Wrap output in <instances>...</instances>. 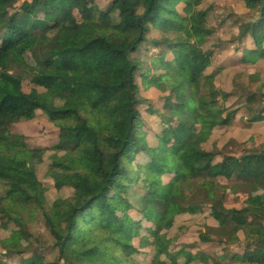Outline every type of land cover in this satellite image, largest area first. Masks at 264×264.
I'll use <instances>...</instances> for the list:
<instances>
[{
	"label": "trees",
	"instance_id": "16d2710c",
	"mask_svg": "<svg viewBox=\"0 0 264 264\" xmlns=\"http://www.w3.org/2000/svg\"><path fill=\"white\" fill-rule=\"evenodd\" d=\"M242 1V15H218L205 0H0V264H141L136 256L149 247L150 264H264V144L236 154L223 152L225 135L210 143L244 107L231 111L230 93L216 83L219 26L230 20L237 29L234 62L264 59V0ZM246 37L255 48L241 45ZM151 50L158 67L145 60ZM140 74L159 98L141 95ZM249 76L251 89L258 76ZM51 82L90 96L68 103L64 86ZM258 92L246 96L259 108L249 123L264 121V83ZM40 113L58 130L44 179L36 170L43 149L16 130ZM149 118L157 162L142 184L134 162ZM172 143L182 148L174 153ZM219 178L261 192L229 208L217 195ZM132 195L153 229L113 211L132 208ZM203 212L216 225L203 224L196 244L220 256L171 250L175 218Z\"/></svg>",
	"mask_w": 264,
	"mask_h": 264
},
{
	"label": "rangeland",
	"instance_id": "374dc122",
	"mask_svg": "<svg viewBox=\"0 0 264 264\" xmlns=\"http://www.w3.org/2000/svg\"><path fill=\"white\" fill-rule=\"evenodd\" d=\"M105 2L108 3L107 0H105ZM205 2L207 3V5L217 7L218 15L221 13L226 14L229 12H235L242 15L246 11L242 0H205ZM233 34H237V29L230 20H226L219 26L218 33L214 36V40L218 39L217 37L223 39V44L221 45V47H212L215 52L214 71H220V73H218L216 83H218V85L224 90L230 91V98L226 106L229 107L231 111L239 107V105L244 102L245 95H248L249 93L254 94L258 91H261V84L264 83V67H256L253 71L251 67L250 72H252V75L254 74L255 76H258V79H256L255 82L251 85V89L247 88L249 86V83H251L248 69L244 67V64L242 65L239 62H234V58H231L234 55V42H231L229 39ZM153 37H158V35L155 34L153 35ZM212 43L213 42L210 41L209 44L205 46V49H211ZM251 43L253 42H250L247 39H243L241 45L250 46ZM145 52L147 51H144V53ZM158 55V51L151 50L148 55H145V60L149 65L158 67L161 65L160 59H157ZM27 60L28 62L33 64L32 60H30L29 57L27 58ZM237 65H239L238 69L236 71H233L230 75H227L225 72L221 71L224 68H230ZM241 71H243V75ZM137 81L140 86V93L143 97L154 101V99L159 98L162 95L157 88H152L149 81H146L144 83L142 81L141 74L139 76L137 75ZM51 83H53L54 85L60 84L64 86V88L62 86L61 87L65 89L68 94V103L81 104L85 102L90 96V92L87 88L65 86L60 82ZM31 88L32 84H30L28 81H25L23 83V89L26 93H28ZM240 116L241 113L238 114V116H236V118L233 120L232 125L228 128L227 132H224V128L215 129L216 132L213 134L210 143H212L213 141L219 142L220 140H222V138L225 137V140L227 141L223 140V152H232L236 154L245 146L251 147L264 144V121L252 126L249 125V122H247L246 120L241 119L242 117ZM154 120L155 119L153 118L145 119L146 125L144 127V130L147 133V136L142 140L144 151H141L138 158L134 162L136 169L141 171V173L143 174V177L141 179L142 184L147 182V174L157 162L156 150L158 147V143L156 137H154L153 135L155 131L154 129L156 127V123H154ZM16 130L24 135L26 137V140L33 147L43 149V152L45 153L43 156V161L39 163L38 166H36V170L38 173V177L40 179H44L45 168L48 165L47 163L49 161L48 155L53 152L52 149L54 148V145L57 141V128L55 126H52L47 121L46 115L40 113V115H37L34 120L18 125L16 127ZM222 135L225 136L222 137ZM181 148L182 144L172 143L170 150L174 153H177ZM162 173L164 174L163 179L165 183L172 180L171 176L166 174L165 171H163ZM216 191L217 195L223 200L227 207L239 208L243 205L244 201L247 198L257 195L260 189L256 185H250L243 188H229L226 184V181L219 178ZM129 200L132 208L119 207L115 205L112 206L113 211L118 213L124 221H140L141 223L143 222V227L145 229H151L153 226L150 223L145 222V220L142 219V216L139 215L136 211L138 202L135 196H130ZM109 202L113 203L114 198L110 197ZM0 221L2 224H4L3 218L2 220L0 218ZM207 223H212L213 225V220L208 212H203L198 215H185L176 217L172 229L168 232L169 237L176 239L171 250L175 251L185 249L186 251H198L200 248L211 256H215L216 254L218 256V254H220L221 252H219V250L215 246L196 244L197 232L202 229L203 224ZM2 236H7V232H3ZM135 241L136 245H138L139 240L136 239ZM136 259H138L141 264H150L152 261L151 247L141 251V253L136 256ZM193 264L204 263L202 261H196Z\"/></svg>",
	"mask_w": 264,
	"mask_h": 264
},
{
	"label": "crops",
	"instance_id": "0c3cea01",
	"mask_svg": "<svg viewBox=\"0 0 264 264\" xmlns=\"http://www.w3.org/2000/svg\"><path fill=\"white\" fill-rule=\"evenodd\" d=\"M249 40L250 42H253L252 40H251V38L250 37H246L245 38V40ZM245 47H247L248 49H253V47H254V43H251V45L249 46V45H244ZM255 48V47H254ZM264 67V59H258L255 63H253V64H244V67L245 68H247L248 69V73H249V75H252V72H250V69H251V67H252V71L253 70H255L254 68H256V67ZM239 67V66H238ZM238 67L237 68H235L234 70H232V71H230L227 75H230L233 71H236L237 69H238ZM241 73H242V71H241ZM226 76V75H225ZM223 89V88H222ZM224 90V89H223ZM224 91H226V92H228V93H230V91H227V90H224ZM257 93H259V92H257ZM231 94V93H230ZM252 93H249L248 95H251ZM248 95H245V98H244V102L241 104V105H244V107H242L241 108V111H239L238 113H237V115L236 116H238V114H240L241 113V116L240 117H242L241 119H243V120H246V117H249L248 115H250L251 113L252 114H254V115H256V114H259V112L257 111V109H259V108H257V106L258 105H255V106H250L251 104H248V101H247V99H246V96H248ZM247 105V106H246ZM247 121V120H246ZM263 121H261V122H256V123H249V125H254V124H258V123H262ZM216 132V130H214V133ZM224 132H225V130H224ZM213 133V134H214ZM225 141H227V140H225ZM259 193H260V191H259ZM259 193H257V194H259ZM185 216V215H184ZM213 220V219H212ZM209 224V223H208ZM210 225H212V223L210 224ZM213 225H216V223L213 221Z\"/></svg>",
	"mask_w": 264,
	"mask_h": 264
}]
</instances>
